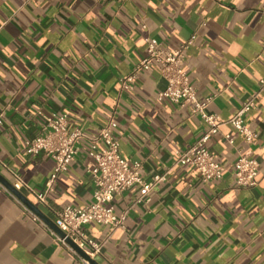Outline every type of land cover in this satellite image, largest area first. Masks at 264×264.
<instances>
[{"label": "crops", "instance_id": "obj_1", "mask_svg": "<svg viewBox=\"0 0 264 264\" xmlns=\"http://www.w3.org/2000/svg\"><path fill=\"white\" fill-rule=\"evenodd\" d=\"M147 37L168 51L192 40L182 68L197 100L211 98L206 111L226 121L206 142L222 178L175 164L207 125L191 104L157 99L165 85L157 66L122 88ZM263 75L264 0H0V174L8 179L6 165L42 192L54 161L26 155L24 142L43 118L64 113L70 131L93 136L112 117L120 155L140 163L143 181L164 178L141 201L139 185L114 195L121 227L84 226L102 243L98 264H264V92L243 115L254 143L228 122ZM88 147L80 141L44 204L25 193L48 219L92 201ZM238 151L258 162L254 187L235 183ZM0 264L82 263L0 187Z\"/></svg>", "mask_w": 264, "mask_h": 264}, {"label": "built area", "instance_id": "obj_2", "mask_svg": "<svg viewBox=\"0 0 264 264\" xmlns=\"http://www.w3.org/2000/svg\"><path fill=\"white\" fill-rule=\"evenodd\" d=\"M191 41L168 51L161 47V43L157 39L145 38V53L133 70L121 79V86L124 89L129 88L141 72L157 66L165 83L164 88L157 92V99H167L180 105L191 104L192 114L207 125L206 132L191 147L178 154L175 164L191 165L198 170L203 180H215L222 178L224 168L215 161L214 156L206 147V142L211 135L219 131L226 121L206 111V106L211 98H206L203 101L197 100L195 88L182 68L184 55ZM261 92H264V75L258 80L257 90L228 120L249 144L254 143L255 134L245 126L243 115L255 108L256 99ZM43 120L42 132L25 140L24 153L32 157L44 154L53 159L54 168L45 189L42 192L34 191L15 172L6 165H2L8 182L16 191L23 195L31 194L40 204H44L47 193L53 188L55 178L68 169L78 152L80 141L85 139L89 145L88 154L91 158V162L86 166V172L93 183L92 201L82 208L66 206L55 211L53 223L64 234L63 237H60L1 183L0 187L25 208L33 221L39 222L47 228L58 245L66 248L82 264H90L66 240H71L78 249L93 259L100 252L102 243L90 239L84 231V226L94 221L104 224L110 229L121 227L124 217H117L113 213L111 202L114 195L139 185L137 201H141L164 177L155 175L151 180L143 181L140 175V163L130 162L120 155L119 143L115 137L116 122L112 117L93 136H87L79 130L70 131L67 115L64 113L45 116ZM224 138L232 142L231 137L225 135ZM233 167L237 186L247 188L256 186L258 162L249 155V152L238 151Z\"/></svg>", "mask_w": 264, "mask_h": 264}, {"label": "water", "instance_id": "obj_3", "mask_svg": "<svg viewBox=\"0 0 264 264\" xmlns=\"http://www.w3.org/2000/svg\"><path fill=\"white\" fill-rule=\"evenodd\" d=\"M0 183L6 187L12 194H14L24 205H26L31 211L38 215L47 225L55 231L60 237L64 234L55 226L52 220L48 219L26 196L21 192L16 191L10 185V183L0 174ZM67 243L74 248L83 258L87 259L90 264H98L94 259H90L84 252L77 248V246L69 239L66 240Z\"/></svg>", "mask_w": 264, "mask_h": 264}]
</instances>
